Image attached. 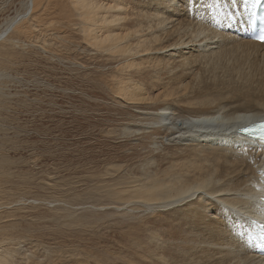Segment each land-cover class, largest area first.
<instances>
[{
    "label": "rangeland",
    "instance_id": "obj_1",
    "mask_svg": "<svg viewBox=\"0 0 264 264\" xmlns=\"http://www.w3.org/2000/svg\"><path fill=\"white\" fill-rule=\"evenodd\" d=\"M26 3L0 0V32L9 23L8 16L15 21L22 17ZM47 33L19 40H8L6 33L0 38V51L3 47L9 53L8 59L0 54V158L8 157L4 167L10 171L0 180V253L11 264H129L127 256L134 260L140 254L135 233L142 221L169 211L147 212L123 189L141 181L148 187L170 181L188 153L170 144L155 148L148 144L145 138L151 129L143 125L147 117L142 113L147 107L172 105L174 113L189 114L207 111L219 101L224 111H246L253 100L263 97L233 82L223 86L202 76L194 81L177 72L152 82L137 77L143 98L126 102L115 93L103 58L85 47L70 46L69 37L60 40ZM98 66H103L101 71ZM203 94L213 99L211 104L200 101ZM166 185L160 192L167 190Z\"/></svg>",
    "mask_w": 264,
    "mask_h": 264
},
{
    "label": "bare ground",
    "instance_id": "obj_2",
    "mask_svg": "<svg viewBox=\"0 0 264 264\" xmlns=\"http://www.w3.org/2000/svg\"><path fill=\"white\" fill-rule=\"evenodd\" d=\"M26 4L21 20L7 17L9 23L0 32L1 39L6 33L8 40H19L48 31L49 38L69 37L70 46L85 47L103 58L115 93L125 101L133 103L143 98L137 77L152 82L177 72L190 75L194 81L202 76L210 83L218 80V85L223 86L222 83L233 82L262 95L246 111H224L220 101L214 107L207 105V111L189 114L174 113L172 105L140 111L147 117L143 125L151 129L149 136L142 135L146 142L153 148L163 144L177 146L188 151L187 159L177 163V175L174 173L170 181L159 180L149 187L143 185L144 181L135 186L132 183L123 192L129 193L136 203L141 202L147 212L169 211L167 216L156 215L153 221H142L139 231H135L140 254L136 253L134 260L127 256V263L132 260L135 264H264V257L255 254L252 247L257 228L264 220V207L260 205L264 197V142L249 141L238 130L256 117H264V44L226 30L229 26L247 25V16L237 13L229 19V0H28ZM2 48L0 54L7 58L9 53ZM105 78L106 75L101 79ZM198 98L204 100L203 104L213 101L208 94ZM7 158L1 155L0 180L10 172L4 167ZM165 183L167 190L160 192ZM137 190L143 192L136 194ZM0 264L11 263L3 260L0 253Z\"/></svg>",
    "mask_w": 264,
    "mask_h": 264
},
{
    "label": "snow or ice",
    "instance_id": "obj_3",
    "mask_svg": "<svg viewBox=\"0 0 264 264\" xmlns=\"http://www.w3.org/2000/svg\"><path fill=\"white\" fill-rule=\"evenodd\" d=\"M229 3L231 6L227 13L229 19L235 18L237 13L247 16L245 23L251 24L252 26H262L259 34L255 38L261 42H264V17H257L255 11L257 5L264 4V0H229ZM260 128L261 134L259 139L264 141V125H261ZM246 131L251 130L246 129Z\"/></svg>",
    "mask_w": 264,
    "mask_h": 264
}]
</instances>
